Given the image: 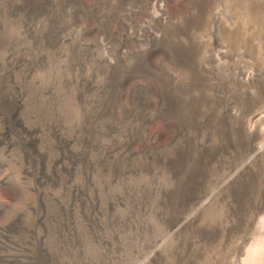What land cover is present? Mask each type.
Wrapping results in <instances>:
<instances>
[{
	"label": "rangeland",
	"instance_id": "rangeland-1",
	"mask_svg": "<svg viewBox=\"0 0 264 264\" xmlns=\"http://www.w3.org/2000/svg\"><path fill=\"white\" fill-rule=\"evenodd\" d=\"M0 264H264V0H0Z\"/></svg>",
	"mask_w": 264,
	"mask_h": 264
}]
</instances>
